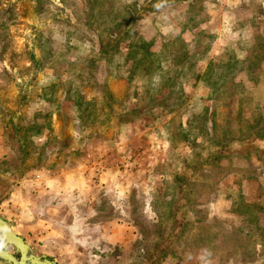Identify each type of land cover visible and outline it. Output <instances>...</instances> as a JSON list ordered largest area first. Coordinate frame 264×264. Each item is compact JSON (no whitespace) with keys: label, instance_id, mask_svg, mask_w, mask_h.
Listing matches in <instances>:
<instances>
[{"label":"rangeland","instance_id":"rangeland-1","mask_svg":"<svg viewBox=\"0 0 264 264\" xmlns=\"http://www.w3.org/2000/svg\"><path fill=\"white\" fill-rule=\"evenodd\" d=\"M260 2L0 0V219L56 264H264Z\"/></svg>","mask_w":264,"mask_h":264},{"label":"flooded vegetation","instance_id":"flooded-vegetation-1","mask_svg":"<svg viewBox=\"0 0 264 264\" xmlns=\"http://www.w3.org/2000/svg\"><path fill=\"white\" fill-rule=\"evenodd\" d=\"M12 232L16 235L13 230ZM8 239L11 238L3 237L0 232V264H47L45 260L48 259L44 256L35 254L34 250L22 238L23 243L26 244L28 248L22 245V243L9 241Z\"/></svg>","mask_w":264,"mask_h":264},{"label":"trees","instance_id":"trees-1","mask_svg":"<svg viewBox=\"0 0 264 264\" xmlns=\"http://www.w3.org/2000/svg\"><path fill=\"white\" fill-rule=\"evenodd\" d=\"M159 40H160V42H159ZM158 42H159V44L161 45L162 43H164L162 40H161V38H159L158 39ZM130 44L131 43H128L127 44V52H126V55H128L129 56V51H128V49H129V47H130ZM163 46H165V44H163ZM221 65L222 66H225V67H227L228 65H231V63L229 64V61L227 62H225L224 64H222L221 63ZM138 67V65H136V64H133V65H131L130 66V68L129 69H131V68H134V67ZM139 68V67H138ZM3 74H6V72L5 71H3ZM205 74H207L206 72H205ZM221 76V78L220 79H216V80H219L220 82H224V78H223V76L222 75H220ZM216 80H209V83H206V85L208 86V89H211L212 88V90H216L217 88H219L218 86L219 85H222L223 83H217V81ZM219 84V85H218ZM105 87V85H100L99 86V88H100V91H101V89L102 88H104ZM104 91H106V92H102V95L104 96L103 98L104 99H106L107 101L109 100V101H112V97L110 96V94L108 93V91H107V89L106 88H104ZM103 99V101L105 102L106 100H104ZM78 102V101H77ZM128 112H126L125 114H127ZM238 139H240L239 137H238ZM181 185H180V183L178 184V186L177 187H180ZM179 199V198H178ZM167 203H169L168 201H167ZM174 216L176 215V212H174V213H172Z\"/></svg>","mask_w":264,"mask_h":264},{"label":"water","instance_id":"water-1","mask_svg":"<svg viewBox=\"0 0 264 264\" xmlns=\"http://www.w3.org/2000/svg\"><path fill=\"white\" fill-rule=\"evenodd\" d=\"M0 232L2 233L3 237L11 238V239H8L9 241H16V242L22 243V245H24L25 247L28 248V246L23 243L22 239L20 237L16 236L12 232V230L7 226L6 222L3 221L2 219H0ZM45 262L47 264H55L53 261L45 260Z\"/></svg>","mask_w":264,"mask_h":264},{"label":"crops","instance_id":"crops-1","mask_svg":"<svg viewBox=\"0 0 264 264\" xmlns=\"http://www.w3.org/2000/svg\"><path fill=\"white\" fill-rule=\"evenodd\" d=\"M243 2V0H237V3L239 4V3H242ZM260 3H264V0H262V2H260ZM242 26L238 23V24H236L235 25V28H241ZM234 28V26L232 25L231 27H229L228 28V30H233V29H235ZM259 36H263L264 37V32H263V34H261V35H259ZM226 61H222V64H224ZM228 62V61H227ZM244 76V75H243ZM105 82H107V80L105 81ZM110 82H112V81H108V83H110ZM107 83V84H108ZM108 91V90H107ZM263 107H264V105H263ZM45 128L47 129V126H45ZM167 181L168 182H170V177H168V179H167ZM178 186V185H177ZM251 201H249V200H246V201H248V202H250V203H255V204H258V205H260V204H264V201H263V199L262 198H260V199H258L257 198V196L256 197H254V198H251L250 199Z\"/></svg>","mask_w":264,"mask_h":264}]
</instances>
